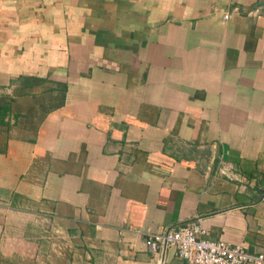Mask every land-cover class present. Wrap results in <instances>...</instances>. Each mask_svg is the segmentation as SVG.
Returning a JSON list of instances; mask_svg holds the SVG:
<instances>
[{"label": "crops", "instance_id": "1", "mask_svg": "<svg viewBox=\"0 0 264 264\" xmlns=\"http://www.w3.org/2000/svg\"><path fill=\"white\" fill-rule=\"evenodd\" d=\"M4 95L0 264H186L144 233L196 219L264 254V0H0Z\"/></svg>", "mask_w": 264, "mask_h": 264}, {"label": "built area", "instance_id": "2", "mask_svg": "<svg viewBox=\"0 0 264 264\" xmlns=\"http://www.w3.org/2000/svg\"><path fill=\"white\" fill-rule=\"evenodd\" d=\"M144 234L150 250L173 247L177 257L186 264H264L262 252L251 253L241 245L204 237L206 230L199 219Z\"/></svg>", "mask_w": 264, "mask_h": 264}, {"label": "trees", "instance_id": "3", "mask_svg": "<svg viewBox=\"0 0 264 264\" xmlns=\"http://www.w3.org/2000/svg\"><path fill=\"white\" fill-rule=\"evenodd\" d=\"M33 82L31 79H24L21 84V88H31L33 87ZM61 91H64L65 86H59ZM18 93V92H17ZM27 93L20 92L18 95H25ZM16 95V94H15ZM59 98L56 99L54 107L61 106L63 103V95H58ZM15 101V96L4 95L0 97V126L9 129L10 126L16 125L21 114L13 112V102ZM24 114L25 117L28 116ZM23 115V116H24ZM42 119V117H40Z\"/></svg>", "mask_w": 264, "mask_h": 264}, {"label": "rangeland", "instance_id": "4", "mask_svg": "<svg viewBox=\"0 0 264 264\" xmlns=\"http://www.w3.org/2000/svg\"><path fill=\"white\" fill-rule=\"evenodd\" d=\"M15 92H17V90L16 91H13V94H15ZM10 93H12V92H10ZM9 93V94H10ZM44 98V97H43ZM43 100V99H42ZM44 101V100H43ZM33 102V104H34V102L35 101H33L30 97L29 98H19L18 99V102H17V104H16V106L14 107V110L16 111V112H19L20 114H23V112H25V110L27 109V107L31 104ZM42 102V101H41ZM45 102V101H44ZM15 112V113H16ZM23 115H21L20 117H22ZM19 117V118H20ZM24 118H20L19 120H20V123L22 124V120H23ZM30 120V119H29ZM27 125V124H26ZM12 129H13V132H14V134H19V133H17L16 132V130L15 129H17V128H14V127H18V125H12V126H10ZM19 127H20V125H19Z\"/></svg>", "mask_w": 264, "mask_h": 264}]
</instances>
